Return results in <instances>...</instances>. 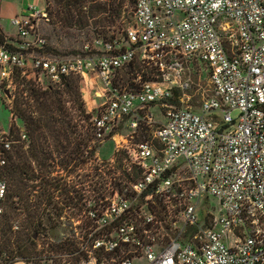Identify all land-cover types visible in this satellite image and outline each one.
Segmentation results:
<instances>
[{"label": "built area", "instance_id": "2783aa9c", "mask_svg": "<svg viewBox=\"0 0 264 264\" xmlns=\"http://www.w3.org/2000/svg\"><path fill=\"white\" fill-rule=\"evenodd\" d=\"M46 19L45 7L29 5L10 19L18 34L0 42V96L12 118L20 79L61 88L77 76L87 90L95 76L100 89L93 80L90 87L102 100L90 117L93 141L118 136L120 124L132 132L151 125L153 103L166 108L165 120L150 140L118 143L127 154L120 168L132 179L29 186L39 192H28L39 205L36 228L52 203L59 229L40 227L26 259L0 251V264H264V0H134L125 43L97 36L83 54L45 51L38 25ZM135 60L152 67L153 77L139 79L138 88L115 85ZM201 64L212 92L197 108L182 105ZM27 141L23 125L0 130V240L1 171ZM208 197L217 204L201 216Z\"/></svg>", "mask_w": 264, "mask_h": 264}, {"label": "rangeland", "instance_id": "374dc122", "mask_svg": "<svg viewBox=\"0 0 264 264\" xmlns=\"http://www.w3.org/2000/svg\"><path fill=\"white\" fill-rule=\"evenodd\" d=\"M29 5H34L37 7H45L47 12V19L40 22L38 25L39 32L45 38L46 43L44 45V50L47 52L57 53V54H69V53H80L83 54V51L91 49L94 46V39L97 35L92 31L91 25L82 26V27H73L69 25H64L61 22L57 21L54 16L51 15L52 12L56 9V4L54 0H0V26L4 29L5 32L13 34L16 36L18 34V29L16 26L10 24V19L15 16H21L23 10ZM133 11V4L129 0H124L123 5L120 10V15L115 18V20L103 27L105 33L109 36L114 34L116 38H121V30L123 27L127 26L131 22V15ZM51 16V17H50ZM91 20V19H90ZM1 28V29H2ZM102 36V35H101ZM202 72L199 74H192V84L191 87L186 91V96H184L185 103L192 105L194 108H197L200 102V99L203 94H210L212 92L211 85L207 78V71L204 69V66L201 64ZM154 72L150 73V76L153 77ZM140 77H136V81L139 82ZM35 86L44 87L46 82L43 84H38L33 81ZM78 89L80 91V98L83 102V105L86 109V112L92 116L95 113V106L99 103L102 98L97 92L91 90L90 82L87 80V90L84 88V85L77 82ZM21 87L22 85H17L16 89L13 91V98L11 97L12 103L16 98H21ZM3 98V97H2ZM0 96V130H6L12 127H21L22 122L19 117L12 118L11 112L8 109L7 98L3 99ZM63 99H68V96H62ZM187 101V102H186ZM4 102V103H3ZM72 104L71 101L67 102L69 106ZM168 104L180 105L176 101L169 100ZM148 112L152 113L154 116L151 125L140 124L139 128L132 132V129L127 127L125 124H120L116 131L118 136L109 137L105 141H93L94 136L91 132L90 117L87 122H83V128H81V133L85 137V141L88 142L89 147H85L84 151H81V155L74 158L70 163L64 164L61 163V160L65 155H63V149L60 151L53 150V158L47 161L50 163L52 170L50 172H45L41 174L39 171V165L37 162L32 159L30 156L27 158V163H30L31 169L28 171V174L33 173L35 176L32 178L23 177L22 188L24 194L26 195V186L28 185H39L44 181L53 182L54 184L62 183L67 181L69 184H76L78 182L87 181L89 179H103L109 180L113 179L114 176L116 179H122L121 172L119 169L120 164L127 163V154L123 148L119 146L116 148L118 143L122 144V139L127 138L131 142H138L144 139H152L153 131L156 126L159 124V121L165 120V110L166 108L161 107L160 103H153L147 107ZM12 110V109H11ZM14 112V111H13ZM17 115L16 113H14ZM231 117L235 118L238 115L237 110H232L230 112ZM51 142V140H49ZM95 145L94 151L91 150V147ZM83 146V145H81ZM51 148V147H50ZM113 159V161H111ZM111 163L112 166H110ZM69 165V166H68ZM65 166L71 167L72 170L68 172ZM67 167V168H68ZM98 169H95V168ZM108 168L110 172L107 173ZM128 170V169H127ZM7 180V190L10 187V180ZM29 189V187H28ZM49 189V188H48ZM30 191V192H29ZM29 194L34 193L36 195L39 192H33L29 190ZM39 191V190H38ZM30 197V195H29ZM216 199L213 197H208L205 200H202L197 208V214L204 216L207 213V210H212V207L216 206ZM58 206V204H56ZM52 203L49 205L46 213H43L41 216V224L37 228L36 233H31L30 229L26 228L23 230V227H26L24 222V207L20 205V209L14 213L12 223L17 221L19 223V229L17 231L11 232L9 234L10 240L7 241L6 236L2 233L0 241V251H5L10 258L13 257H23L22 252L15 248L16 237L20 236V231L23 230L24 238L26 234H32L31 236L36 239L39 237V232L41 231L40 227L52 228V234H57L59 229L57 222V215L55 209L51 207ZM30 232V233H29ZM26 240V241H25ZM26 245L25 256L26 254L33 251L34 244L27 239L22 241Z\"/></svg>", "mask_w": 264, "mask_h": 264}, {"label": "trees", "instance_id": "16d2710c", "mask_svg": "<svg viewBox=\"0 0 264 264\" xmlns=\"http://www.w3.org/2000/svg\"><path fill=\"white\" fill-rule=\"evenodd\" d=\"M129 1L131 4L134 3V0ZM123 2L124 0H54L56 9L51 15L64 25L73 27L91 25L92 31L97 36L102 35L101 37L104 39L112 40L116 38L114 34L108 36L103 27L112 23L120 15ZM5 37L6 35L0 28V42L4 43ZM9 39L12 40L11 37ZM116 39L125 43L123 36ZM5 44L11 48H16L13 44ZM152 71V67L140 60H135L117 73L114 84L127 88H138L139 82L135 80L136 77L140 76V81L149 80ZM78 81L77 76H69L61 88L50 84L37 87L32 80L23 78L17 83V85H22L20 89L21 98L18 97L14 101L13 111L20 118L28 135V141L26 148L18 145L14 149L1 171L10 180L2 225V233L6 236L7 241L10 240L9 234L14 232L12 219L14 213L20 209V205L24 207L25 212L24 222L26 227H23V230L28 228L31 233L37 232L39 205L38 203H35V205L30 203L28 197V187L30 186L33 189L35 185L26 186V195L23 193L24 190L21 186L23 177L32 178L35 176L33 173L28 174L31 169L30 163H27L28 156L39 165L38 172L44 174L52 170L50 163H47V161L53 158V150L60 151V149H63L65 157L62 156L61 163L68 164L74 158L80 156L85 147H89L88 142L84 140L86 136L84 137L81 133V128L84 126L82 121L87 122L91 116L86 112L80 98ZM64 95L68 96V99H63L62 96ZM68 101L72 102L69 106L67 105ZM91 132L94 136L92 127ZM94 149L95 145L91 147L92 151ZM120 171L122 179L129 180L133 178L125 169L121 170L120 168ZM133 174L134 178L138 176V172L135 170ZM23 230L20 231V236H23ZM31 233H24L26 234L24 238L17 236L16 243H14L15 248L20 253L22 252V258L25 259L26 245L19 241L27 239L32 242L31 235L33 233Z\"/></svg>", "mask_w": 264, "mask_h": 264}, {"label": "bare ground", "instance_id": "6f19581e", "mask_svg": "<svg viewBox=\"0 0 264 264\" xmlns=\"http://www.w3.org/2000/svg\"><path fill=\"white\" fill-rule=\"evenodd\" d=\"M87 80H89V82H91V80H93L94 82H95V87H98L99 89H100V85H99V81H98V79H97V77H92V78H89V79H87ZM91 86V85H90ZM94 87V86H93ZM91 88V87H90ZM91 90H94V89H92L91 88ZM99 94V93H98Z\"/></svg>", "mask_w": 264, "mask_h": 264}, {"label": "crops", "instance_id": "0c3cea01", "mask_svg": "<svg viewBox=\"0 0 264 264\" xmlns=\"http://www.w3.org/2000/svg\"><path fill=\"white\" fill-rule=\"evenodd\" d=\"M0 28H2V27L0 26ZM2 31L4 32L5 35L15 37L13 34H10V33L5 32L3 28H2Z\"/></svg>", "mask_w": 264, "mask_h": 264}]
</instances>
